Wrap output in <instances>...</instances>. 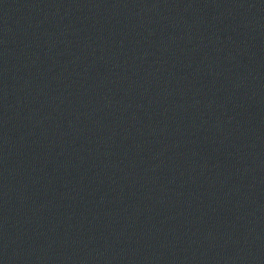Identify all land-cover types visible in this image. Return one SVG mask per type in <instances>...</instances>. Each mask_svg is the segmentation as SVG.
Instances as JSON below:
<instances>
[{
	"label": "water",
	"instance_id": "1",
	"mask_svg": "<svg viewBox=\"0 0 264 264\" xmlns=\"http://www.w3.org/2000/svg\"><path fill=\"white\" fill-rule=\"evenodd\" d=\"M0 264H264V0H0Z\"/></svg>",
	"mask_w": 264,
	"mask_h": 264
}]
</instances>
